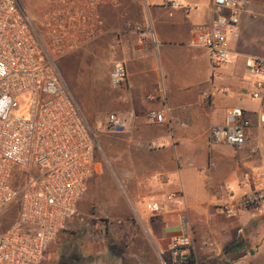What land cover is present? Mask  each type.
Instances as JSON below:
<instances>
[{"label":"crops","instance_id":"crops-1","mask_svg":"<svg viewBox=\"0 0 264 264\" xmlns=\"http://www.w3.org/2000/svg\"><path fill=\"white\" fill-rule=\"evenodd\" d=\"M243 2L227 33L233 63L216 68L205 49L190 46L216 16L212 0H130L101 9L99 35L83 49L105 56L110 71L122 62L127 80L114 91L106 74L110 114L123 128L96 149L77 204L80 215L104 227L95 245L106 248L90 264H264V200L234 216L220 211L264 193V86L259 99L250 97L264 75L244 67L248 58L264 60V0ZM137 25L149 26L155 42L142 40ZM231 108L249 116L247 141L210 145L212 126ZM160 110L165 123L144 124L145 114ZM171 193L174 202L166 200ZM153 204L157 213L148 208ZM117 219L120 228L111 225ZM185 231L192 246L174 259L169 244Z\"/></svg>","mask_w":264,"mask_h":264},{"label":"built area","instance_id":"built-area-1","mask_svg":"<svg viewBox=\"0 0 264 264\" xmlns=\"http://www.w3.org/2000/svg\"><path fill=\"white\" fill-rule=\"evenodd\" d=\"M124 1L130 0H48L43 32L36 36L20 1L0 0V212L18 196L10 183L12 172L25 176L17 218L0 235V264L41 262L76 213L86 181L94 173L97 140L57 62L94 42L101 9L118 8ZM243 6V0H212L214 20L190 42L209 53L213 68L233 63L227 33L238 25ZM135 32L142 40L155 42L149 26L137 25ZM244 67L253 76L264 75V60L248 58ZM126 80L124 64L114 63L110 88L121 90ZM263 86L256 82L250 97L259 99ZM26 96L30 100L28 119L23 117L22 106ZM143 122L163 124L165 113L150 111ZM258 122L264 131V113L258 114ZM107 125L112 132L123 128L115 114L108 116ZM249 128V116L241 108H231L221 123L212 126L209 144L239 148L247 141ZM262 147L264 150V135ZM166 200L174 202L177 195L168 194ZM263 200L264 193L257 191L220 211L234 216ZM148 208L151 213L159 211L156 204ZM191 246L192 239L185 231L170 242V255L177 259Z\"/></svg>","mask_w":264,"mask_h":264},{"label":"rangeland","instance_id":"rangeland-1","mask_svg":"<svg viewBox=\"0 0 264 264\" xmlns=\"http://www.w3.org/2000/svg\"><path fill=\"white\" fill-rule=\"evenodd\" d=\"M19 1L31 22L34 34L39 36L43 32L48 0ZM57 67L85 121L95 134L97 149H99L103 146L107 134L116 133L110 131L107 125L108 116L112 111L108 99L113 93L105 79L110 71L109 60L103 55H98L96 50L91 52V50L82 49L59 60ZM24 99L26 100L22 104L25 108L23 117L28 119L29 115L26 111L30 108V100L27 96ZM24 178V174L16 170L12 172L10 183L18 192V196L13 203L0 212V235L7 232L17 218ZM97 223L91 215H80L76 210L75 215L66 223L38 264H90L93 260L92 255L106 248L105 245H95L98 238L105 237L103 223ZM122 223L120 219L111 221V225H115L116 228H120Z\"/></svg>","mask_w":264,"mask_h":264},{"label":"trees","instance_id":"trees-1","mask_svg":"<svg viewBox=\"0 0 264 264\" xmlns=\"http://www.w3.org/2000/svg\"><path fill=\"white\" fill-rule=\"evenodd\" d=\"M105 222V221H104Z\"/></svg>","mask_w":264,"mask_h":264}]
</instances>
